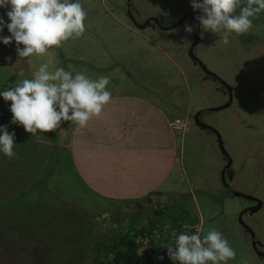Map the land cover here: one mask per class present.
<instances>
[{"label": "rangeland", "instance_id": "1", "mask_svg": "<svg viewBox=\"0 0 264 264\" xmlns=\"http://www.w3.org/2000/svg\"><path fill=\"white\" fill-rule=\"evenodd\" d=\"M79 2L87 12L83 37L51 50L50 57L33 56L19 63L18 54L0 58V92L17 81L31 79L42 63L52 59V68L68 71L71 65L73 74L81 72L92 79L108 76L112 100L101 117L90 120L86 128L62 121L56 131L38 133L47 139L37 141L23 126L12 123L11 102L0 96V128L7 126L9 133L14 132L16 144L15 157L9 160L0 153L1 160L10 162V169L17 166L9 171L24 177L21 185L29 182L24 193L16 189L0 201V264L58 262L62 235L86 224L81 222L86 216L75 212L79 209L92 220L96 245L158 221L156 227L168 233L162 236L157 232L159 238L153 231L144 235L161 244L163 252L156 256L170 262L166 248L175 245L173 233L178 236L188 224L192 234L198 226L202 237L212 227L220 231L236 252L228 264H264L238 223L241 211L254 203L230 193L237 191L263 201L257 213L244 214L242 219L260 243L257 249L264 252V28L255 30L263 41L246 49L233 35L227 45L217 43L219 36L211 32L204 33L201 40L202 27L196 17L202 13L192 8L193 0H183L185 12L193 13L169 31L138 29L127 15V0ZM129 3L130 14L139 25L157 18L170 26L183 15L166 14L163 0ZM186 24L193 28L191 34L185 30ZM197 26L199 41L194 54L233 89L231 106L219 112L206 110L224 104L227 93L207 79L188 56ZM201 110L200 115L206 113L199 121L218 131L232 159L227 188L220 179L226 160L216 137L193 121ZM73 140L120 146L136 142L127 147L145 151V156L129 174L130 190L122 193L117 181H109L114 184L106 188L104 182L84 179L70 147ZM165 148L174 151L168 170L159 154ZM128 152L118 166L127 162ZM91 161L82 170L86 178L94 175ZM4 163L0 165L1 198L9 179V171H2ZM152 185L150 192L131 194ZM31 234L44 243H40L43 248L35 250L39 245L30 240Z\"/></svg>", "mask_w": 264, "mask_h": 264}, {"label": "clouds", "instance_id": "2", "mask_svg": "<svg viewBox=\"0 0 264 264\" xmlns=\"http://www.w3.org/2000/svg\"><path fill=\"white\" fill-rule=\"evenodd\" d=\"M9 6L11 22L5 24L0 17V33L7 27L11 35L0 40L4 45L15 41L17 63L33 56L50 57L51 50L85 33L87 12L79 0H0V8ZM192 8L202 13L196 17L202 27L201 40L204 33L211 32L219 36L217 43L227 45L230 36L243 35L253 27V18L264 12V0H193ZM185 30L193 32L187 24ZM54 63L48 59L31 79L17 81L0 92L5 101L11 102L12 123L23 126L37 141L47 139L38 133L54 132L62 121L86 128L90 120L101 117L112 100L108 76L92 79L81 72L73 74L71 65L68 71L52 68ZM0 133V153L11 160L16 155L15 133H9L7 126L0 128ZM190 228L185 224L184 232L178 236L173 233L175 245L166 248L173 264H228L236 258L235 250L216 228H210L203 237L198 226L194 234L188 231Z\"/></svg>", "mask_w": 264, "mask_h": 264}, {"label": "trees", "instance_id": "3", "mask_svg": "<svg viewBox=\"0 0 264 264\" xmlns=\"http://www.w3.org/2000/svg\"><path fill=\"white\" fill-rule=\"evenodd\" d=\"M163 6L166 14L174 15L185 13L183 0H163ZM239 11L240 9H237V14H239ZM262 28H264V12L260 13L258 17L253 18V27L247 33L240 36L233 34V37L241 46L248 49L263 41L261 35L255 33V30L259 31ZM210 80L212 79L210 78ZM215 83L220 86L221 91L226 92L222 85L218 82ZM205 113L206 111H203V114ZM202 115H200L199 118L203 117ZM10 167L12 166L9 163V169ZM14 168L15 167L11 169ZM9 169L3 168V174L6 170L9 171ZM16 175L17 174H12L9 171V179H7V185L5 188L2 189L1 194L3 197H0V201H3L4 199H7L8 196L13 195L16 189L17 191L24 193V189L29 185L28 180L21 185L24 177L20 179ZM17 179L21 181H18ZM3 185L4 184L2 183V188ZM10 198L11 197H9V199ZM75 212L79 215L86 216V220L81 221L86 224L84 226H76L78 229L74 230L72 233L66 231L67 228L65 227L67 234L62 235V250L59 256V261L56 262V260H52L55 264H148L151 259L159 260L156 254H158V252H163V248L160 246L161 244L157 243L153 239H150L148 249H144L143 244L138 239L139 236L144 235L145 231H147L148 234L154 231V229H156V224L159 223L158 221H150L148 226L135 230L131 234L129 231L123 232L117 235L113 241H109V243L102 242L101 244L97 243L96 245V243L94 244L92 242V220L80 209ZM158 232L162 236L168 233V231H163L161 229H158ZM31 235L30 240L39 245L35 250L43 248L44 246L40 244L43 242L40 241L36 235ZM168 237L169 236L166 238ZM61 260L62 263L60 262ZM166 263V258L157 262V264Z\"/></svg>", "mask_w": 264, "mask_h": 264}, {"label": "crops", "instance_id": "4", "mask_svg": "<svg viewBox=\"0 0 264 264\" xmlns=\"http://www.w3.org/2000/svg\"><path fill=\"white\" fill-rule=\"evenodd\" d=\"M10 10L9 8H0V17L3 18L5 24L10 23L11 21L8 18L7 12ZM11 33L9 32L7 27H4L2 33H0V37H9ZM23 48V45L20 46ZM16 43L13 40L11 45H4L2 40H0V58L10 57L16 55ZM79 142L78 139H76ZM136 142H125L126 145L120 146L109 143H74V140L71 142L70 147L73 148V153L76 161V166L84 179L101 181L104 182V186L106 188L111 187L114 183L109 181H117L119 183V187L122 193L130 190L128 188L129 185V174L133 171V168L137 166L139 161L144 158L145 151L140 149H133L127 147L129 144H135ZM129 149L128 152V160L126 163L121 165H117L122 160V155ZM173 150L165 148V150L161 151L159 154L162 159L164 169L168 170L170 164L173 163ZM152 154V151L149 152ZM105 158V159H104ZM89 159H92L90 162L93 166V176H89L90 178H86L82 172L86 163L89 162ZM2 161L0 158V165L2 166ZM10 162L4 163L5 168L9 169L8 165ZM17 168V166H15ZM162 179H160L161 181ZM154 186H150L148 189H145L141 192L133 191L132 196H138L152 191Z\"/></svg>", "mask_w": 264, "mask_h": 264}, {"label": "water", "instance_id": "5", "mask_svg": "<svg viewBox=\"0 0 264 264\" xmlns=\"http://www.w3.org/2000/svg\"><path fill=\"white\" fill-rule=\"evenodd\" d=\"M128 1V4H129V0ZM193 12L192 11H186L182 17L174 24L170 25V26H167V27H162L160 25V21L157 19V18H149L147 19L143 24L139 25V24H136V22L134 21V19L132 18L131 14H130V9L128 8V11H127V15L129 17V19L131 20V22L138 28V29H145L147 27H150V26H157L160 30L162 31H169L171 29H174L176 28L177 26H179L180 24H182L186 19L187 17L192 14ZM199 41V28L197 26V29H196V37H195V40L194 42L192 43V45L190 46L189 50H188V56L189 58L191 59L192 63L194 65H196L197 67H199V69L204 73V75L207 77V78H211L212 81L214 82H218L220 85L223 86V88L226 90V93L228 95V99L227 101L220 105V106H215V107H211V108H208L206 111L207 112H219V111H222L224 109H227L231 106L232 104V92H233V89L232 87L228 86L222 79H220L217 75L213 74L211 71H209L205 65L198 59V57L194 54V47L197 45ZM224 92V91H223ZM202 111H199L197 112L194 117H193V120L194 122L196 123V125L204 130V131H207V132H210L212 133L215 137H216V142H217V146H218V149L221 153V155L225 158L226 160V164L224 165L223 169L221 170V173H220V179H221V183L223 185V187H228V183L225 181L226 180V170L230 169L231 167V164H232V159L229 157L228 153L226 152L224 146H223V141L221 139V136L220 134L218 133V131H216L214 128H212L211 126H209L208 124H205V123H202L199 121L198 117L200 116ZM232 193V196L235 197V198H239V199H244L248 202H253L254 205L252 206H249L245 209H243L241 211V213L238 215V223L239 225L246 231V233L249 234L252 242H251V246H252V249L255 251L256 255L258 258H264V252H261L257 249V245H258V241H256L254 238H255V234L253 232V230L243 221V213L244 212H248L250 215L252 214H255L257 213L263 206V201L260 200L259 198H256V197H252L250 195H246V194H243V193H240V192H237V191H231Z\"/></svg>", "mask_w": 264, "mask_h": 264}, {"label": "built area", "instance_id": "6", "mask_svg": "<svg viewBox=\"0 0 264 264\" xmlns=\"http://www.w3.org/2000/svg\"><path fill=\"white\" fill-rule=\"evenodd\" d=\"M157 232H158V227L154 229L153 234L156 235V238H159V236L157 235ZM138 239L143 244V248L148 249V246H149L148 243L150 242V237L147 235H143V236H139ZM157 262H158L157 260L151 259L148 264H157ZM166 264H173V261L167 262Z\"/></svg>", "mask_w": 264, "mask_h": 264}, {"label": "flooded vegetation", "instance_id": "7", "mask_svg": "<svg viewBox=\"0 0 264 264\" xmlns=\"http://www.w3.org/2000/svg\"><path fill=\"white\" fill-rule=\"evenodd\" d=\"M127 11H128V8L131 10V3H129V4H127ZM159 21H160V25L162 26V27H167V26H165L162 22H161V20L160 19H158ZM150 27H157L156 25L155 26H150ZM158 28V27H157ZM159 29V28H158ZM190 48V47H189ZM193 51H194V49H193ZM202 111V110H201ZM199 112V111H198ZM202 113V112H201ZM194 117V116H193ZM199 118V117H198ZM194 121V120H193ZM195 123V122H194ZM196 124V123H195ZM225 174L228 176V177H230L231 176V171L228 169V170H226V172H225ZM226 188V187H225ZM231 193V192H230ZM231 195H232V193H231ZM251 203H253V202H251ZM244 214H248V212H244L243 213V215ZM255 239V238H254ZM257 241V240H256ZM251 242H252V240H251ZM260 246V243H258V245H257V247H259ZM254 251V250H253ZM254 253H255V251H254ZM256 254V253H255Z\"/></svg>", "mask_w": 264, "mask_h": 264}]
</instances>
